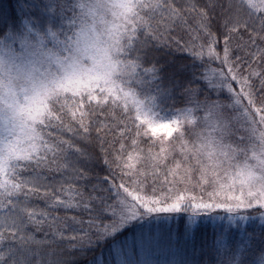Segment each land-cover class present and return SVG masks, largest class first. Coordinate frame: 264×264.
<instances>
[{"label": "snow or ice", "instance_id": "6c2138e0", "mask_svg": "<svg viewBox=\"0 0 264 264\" xmlns=\"http://www.w3.org/2000/svg\"><path fill=\"white\" fill-rule=\"evenodd\" d=\"M0 264H264V0H0Z\"/></svg>", "mask_w": 264, "mask_h": 264}]
</instances>
